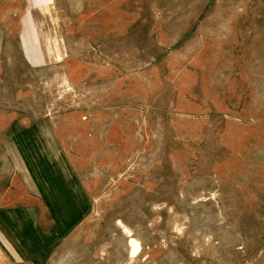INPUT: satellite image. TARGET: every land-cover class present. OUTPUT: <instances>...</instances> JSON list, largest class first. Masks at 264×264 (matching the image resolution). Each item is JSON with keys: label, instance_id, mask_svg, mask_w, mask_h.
Instances as JSON below:
<instances>
[{"label": "rangeland", "instance_id": "obj_1", "mask_svg": "<svg viewBox=\"0 0 264 264\" xmlns=\"http://www.w3.org/2000/svg\"><path fill=\"white\" fill-rule=\"evenodd\" d=\"M0 264H264V0H0Z\"/></svg>", "mask_w": 264, "mask_h": 264}, {"label": "crops", "instance_id": "obj_2", "mask_svg": "<svg viewBox=\"0 0 264 264\" xmlns=\"http://www.w3.org/2000/svg\"><path fill=\"white\" fill-rule=\"evenodd\" d=\"M5 244V243H4ZM5 247H6V252H8L10 255H12L13 254V250L11 251L9 248H8V245L7 244H5ZM4 256L6 257V258H8V256H7V254L6 253H4Z\"/></svg>", "mask_w": 264, "mask_h": 264}]
</instances>
